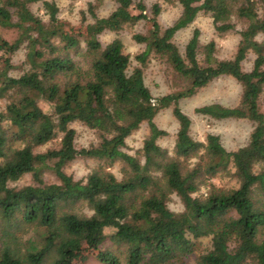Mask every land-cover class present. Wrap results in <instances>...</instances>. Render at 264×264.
<instances>
[{"label":"trees","instance_id":"16d2710c","mask_svg":"<svg viewBox=\"0 0 264 264\" xmlns=\"http://www.w3.org/2000/svg\"><path fill=\"white\" fill-rule=\"evenodd\" d=\"M114 1L106 16L90 2L82 28L67 31L54 1L0 0V264H76L71 254L84 243L98 249L103 264H264V0H180L182 12L169 26L158 20L160 4L150 16L142 0ZM37 2L48 21L32 10ZM200 13L211 16L220 36L241 25L231 57L217 56L214 39L203 44L199 28L184 51L177 45V32ZM141 20L149 28L133 34L144 47L134 56L121 38L100 39ZM21 49L22 73L13 75ZM153 59L183 86L155 96L145 82ZM223 75L242 84L238 104L195 111L250 120L248 143L234 150L216 133L195 137L180 106ZM169 108L178 121L171 149L161 145L168 131L155 121ZM75 123L98 141L78 147ZM143 123L149 132L130 153L127 140ZM80 157L99 164L75 178L66 168ZM116 164L120 175L111 169ZM48 172L56 181H45ZM27 175L31 183L16 184ZM174 195L180 211L170 207ZM106 241L111 245L102 248Z\"/></svg>","mask_w":264,"mask_h":264},{"label":"rangeland","instance_id":"374dc122","mask_svg":"<svg viewBox=\"0 0 264 264\" xmlns=\"http://www.w3.org/2000/svg\"><path fill=\"white\" fill-rule=\"evenodd\" d=\"M54 1L59 8L58 18L59 24L67 31H79L82 28L83 11L88 13L89 3L93 2L97 5L96 12L99 16H106L110 14L116 8V2L114 0H49ZM139 1V0H137ZM147 5V11L152 16L153 6L160 4L162 7L161 13L158 17L159 22L163 26H169L180 16L182 12V6L180 0H142ZM34 13L44 20H49V14L45 9L42 2L33 3L31 5ZM89 14V13H88ZM88 21H92V17L87 15ZM149 28V23L146 20H141L134 26L128 27L120 32L106 31L100 35L101 41L106 44L113 39L119 37L123 40L125 50L127 53L134 56L139 51H142L144 47L137 43L133 39V34L136 32H144ZM199 28L201 31V42L207 43L214 39L217 44V56L219 58L231 57L237 49V45L240 39L239 29L241 25H238L237 29L223 36L218 35L215 32L212 18L209 14L200 13L195 21L188 27L181 29L175 35V42L181 48L185 49V45L193 34V31ZM6 37L12 40L15 37L13 32L6 33ZM264 37V36H263ZM261 37V38H263ZM24 50H19L13 57L14 63L18 68L12 69L13 75H19L22 73V63L24 60ZM254 54L251 53L249 58L245 61V68L250 69L253 64ZM134 65L137 64L136 60H133ZM145 82L151 88L155 96L168 93L170 91L181 88L184 81L176 76L175 72L167 64L153 59L150 61L149 66L145 71ZM242 94V84L234 77L229 75H223L216 78L208 86L199 90L195 95L183 98L180 101L182 110L188 114L192 119V134L203 140L207 133H216L220 135L224 146L229 150H234L246 145L249 141L250 134L253 129V124L248 119H223L215 120L209 119L203 115L198 114L195 109L201 105L219 102L224 105L234 106L237 105ZM264 109V99L262 100ZM0 105H3L0 101ZM156 123L163 129L168 131V134L160 139L162 146L171 149L174 145L175 135L178 129V121L172 113V109H165L161 111L156 119ZM77 130L76 144L78 147H87L91 143L98 141L96 133L88 127L75 123L73 125ZM149 132V126L147 123H143L127 140L126 150L130 153H135L140 147H142L145 136ZM99 164L98 160L89 158H77L71 162L66 171L75 176V178H82L92 171L94 167ZM120 164H116L111 169L120 175ZM45 181L54 182L56 177L53 173L48 172L45 175ZM32 179L29 175L25 176L22 180L17 182L18 185H24L31 183ZM214 183L222 185L223 182L220 179H215ZM170 207L175 211L183 209V205L180 199L174 195L170 202ZM208 239L203 241L202 246L207 245ZM111 243L106 241L102 244V248L109 247ZM113 249H118L113 246ZM122 250V248L120 249ZM98 249L88 246L85 243L81 248L71 254L72 260L76 264H103L96 256Z\"/></svg>","mask_w":264,"mask_h":264}]
</instances>
